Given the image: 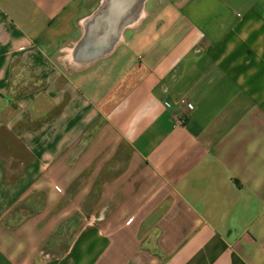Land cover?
Masks as SVG:
<instances>
[{
  "label": "crops",
  "instance_id": "obj_1",
  "mask_svg": "<svg viewBox=\"0 0 264 264\" xmlns=\"http://www.w3.org/2000/svg\"><path fill=\"white\" fill-rule=\"evenodd\" d=\"M0 264H264V0H0Z\"/></svg>",
  "mask_w": 264,
  "mask_h": 264
},
{
  "label": "water",
  "instance_id": "obj_2",
  "mask_svg": "<svg viewBox=\"0 0 264 264\" xmlns=\"http://www.w3.org/2000/svg\"><path fill=\"white\" fill-rule=\"evenodd\" d=\"M106 53H107V52H102V53L100 54V56H105ZM100 56H95V57L89 58V60L96 59V58H98V57H100Z\"/></svg>",
  "mask_w": 264,
  "mask_h": 264
}]
</instances>
